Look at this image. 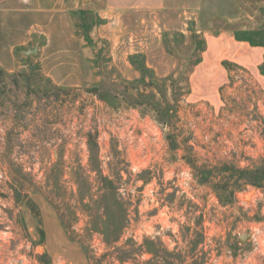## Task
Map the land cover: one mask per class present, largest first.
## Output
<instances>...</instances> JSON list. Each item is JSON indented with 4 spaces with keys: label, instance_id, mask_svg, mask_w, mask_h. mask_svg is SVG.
Here are the masks:
<instances>
[{
    "label": "rangeland",
    "instance_id": "obj_1",
    "mask_svg": "<svg viewBox=\"0 0 264 264\" xmlns=\"http://www.w3.org/2000/svg\"><path fill=\"white\" fill-rule=\"evenodd\" d=\"M168 4L0 0V264H264V0Z\"/></svg>",
    "mask_w": 264,
    "mask_h": 264
},
{
    "label": "crops",
    "instance_id": "obj_2",
    "mask_svg": "<svg viewBox=\"0 0 264 264\" xmlns=\"http://www.w3.org/2000/svg\"><path fill=\"white\" fill-rule=\"evenodd\" d=\"M89 1L92 3H89ZM99 2L96 4L93 0H85L88 2V8L94 7L97 9L96 12L100 17L103 18H118L136 14L140 11L144 10H161L162 8L168 7L170 8V4H168V0H98ZM82 7H87L83 6ZM97 5V6H96ZM182 8V7H180ZM45 11V9H43ZM116 23V22H115ZM105 27V26H104ZM102 28V26H101Z\"/></svg>",
    "mask_w": 264,
    "mask_h": 264
},
{
    "label": "flooded vegetation",
    "instance_id": "obj_3",
    "mask_svg": "<svg viewBox=\"0 0 264 264\" xmlns=\"http://www.w3.org/2000/svg\"><path fill=\"white\" fill-rule=\"evenodd\" d=\"M199 240H200V238H198ZM192 248H193V244H191L190 245ZM202 249V243H196V251H195V253H196V255L193 257V260L194 259H198V251H200ZM200 255H202L201 253H200Z\"/></svg>",
    "mask_w": 264,
    "mask_h": 264
},
{
    "label": "bare ground",
    "instance_id": "obj_4",
    "mask_svg": "<svg viewBox=\"0 0 264 264\" xmlns=\"http://www.w3.org/2000/svg\"><path fill=\"white\" fill-rule=\"evenodd\" d=\"M251 194L248 195V197L250 196Z\"/></svg>",
    "mask_w": 264,
    "mask_h": 264
},
{
    "label": "water",
    "instance_id": "obj_5",
    "mask_svg": "<svg viewBox=\"0 0 264 264\" xmlns=\"http://www.w3.org/2000/svg\"><path fill=\"white\" fill-rule=\"evenodd\" d=\"M250 194V193H249ZM242 241H244V239H242Z\"/></svg>",
    "mask_w": 264,
    "mask_h": 264
}]
</instances>
